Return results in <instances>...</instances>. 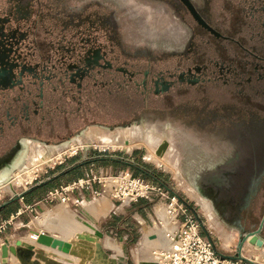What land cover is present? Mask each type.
Returning a JSON list of instances; mask_svg holds the SVG:
<instances>
[{
  "label": "rangeland",
  "instance_id": "obj_1",
  "mask_svg": "<svg viewBox=\"0 0 264 264\" xmlns=\"http://www.w3.org/2000/svg\"><path fill=\"white\" fill-rule=\"evenodd\" d=\"M133 1L164 9L161 14L173 19L181 29L180 38L175 41L171 35H166L164 27L159 28L156 35L148 36L138 28L130 11L120 0H59V3L69 15H74L72 10L81 12L89 4L92 12L106 19L102 31L107 43L122 48H159L157 56L167 57V63H175V56L187 54L192 56V63H207L217 73L216 62L227 64L232 58L240 60L244 57L238 49L234 51L227 40L221 43L209 40L207 43L208 36L196 26L188 13L178 8L177 1ZM194 1L202 6L200 0ZM205 1L208 6H204V11L205 14L209 11L206 17L213 27L224 35H234L259 57H264V27L260 22L251 18L237 22L234 18L238 12L233 10L235 3L232 0ZM176 10L180 11L182 19L175 18ZM75 15L78 16L77 13ZM262 61L252 55L250 67L253 68L255 62L263 64ZM259 72L260 69L251 71V74L247 72L251 81L246 84L245 93L239 92V89L243 90V85L234 89L215 74L199 90L170 103L168 108L160 109L165 111L164 115L105 118L103 123L86 125L73 134L49 135L54 139L50 143L31 139L22 141V156L7 174L0 177V204L86 158L106 154L128 163L95 162L84 165L76 175L59 178L26 198H19L0 212V226H5L0 231V253L5 242L15 243L17 239L35 241L31 233L38 235L37 231L41 228H46L49 234H53L54 230L69 234L65 230L68 229L66 221L85 228L66 207H72L69 202L72 196L79 202L75 207L80 209L85 220L91 221L103 232L102 243L106 244L107 237L112 238H108L106 246L108 254L115 256L117 264H155L158 254L168 244V234L178 225L172 220L173 215L182 212L185 206L180 208L182 203L175 196L147 173L130 164L135 163L159 176L196 209L218 249L224 253L235 254L239 239L260 227L254 238L245 240L241 252L247 258L264 262V78H257ZM113 101L110 99L102 106L109 111L118 110L120 104L123 105ZM133 128H138L140 133L136 138H130V142L128 139L105 142L114 134ZM145 129H151L160 136L171 133L170 141H162L167 147L169 144L172 147L159 156L156 146L146 145ZM89 131L98 136L93 134L90 138ZM184 132L194 135L199 141ZM31 142L38 146L37 152H33L32 146L35 145L31 146ZM8 152L9 149L0 150V157ZM152 154L159 156L161 161L153 159ZM126 172L143 178L152 186L148 198L127 204L122 197L121 200L114 197V190L108 188L107 180ZM101 198H104L108 209L103 216L93 209L94 202L100 205ZM57 203L59 206L54 208L56 215L51 221H45L38 228L32 227L31 224L44 209L53 208ZM161 210L165 211V222L159 218L158 211ZM61 211L64 215L60 214ZM185 212L191 213L188 208ZM177 219L181 221L182 217L178 215ZM27 220L29 225L24 224ZM14 257L7 258V262L3 263L0 256V264H18V259Z\"/></svg>",
  "mask_w": 264,
  "mask_h": 264
},
{
  "label": "flooded vegetation",
  "instance_id": "obj_2",
  "mask_svg": "<svg viewBox=\"0 0 264 264\" xmlns=\"http://www.w3.org/2000/svg\"><path fill=\"white\" fill-rule=\"evenodd\" d=\"M175 1L180 5L178 8L188 13L196 26L205 32L207 43L209 40L220 43L227 40L234 51L238 49L244 57L240 60L232 58L227 64L216 62L217 73L207 63H192V56L187 54L175 56V63H167V57L157 56L159 48H122L107 43L102 31L106 19L92 12L89 4L81 12L72 10L74 15H69L60 6L59 0H0V150L11 151L14 148L13 159L1 165V172L4 173L20 159L24 152L22 141L31 139L50 143L54 139L49 135L73 134L86 125L103 123L105 118L164 115L165 111L160 109L168 108L170 103L199 90L215 74L234 89L243 85L240 93L246 92L251 71L260 69L257 78H264V57H259L234 35H224L213 27L206 17L209 11L206 10V14L204 11L207 1L200 0L203 8L194 0ZM232 1L235 3L233 10L238 12L234 18L237 22L251 18L264 27V0ZM120 2L130 11L138 28L148 36L156 35L158 29L164 27L166 35H171L175 41L180 38L181 29L173 19L161 14L164 9L141 5L133 0ZM175 18L182 19L179 10H176ZM252 55L256 60L263 59V64L255 62L251 68ZM248 71L250 74L247 76ZM110 99L123 105L120 104L118 110L108 111L102 103ZM139 133L138 128H133L112 137L118 138L117 142L124 139L130 142V138H136ZM93 134L96 133L88 132L90 138ZM170 134L160 136L151 129H145V143L156 146L160 156L172 147L171 144L167 147L162 141H170ZM184 134L198 140L190 133ZM32 145L35 144L31 142ZM32 148L33 152H37V145ZM159 156L151 155L155 160L160 159ZM106 157L84 165L123 161ZM130 164L147 174L151 173L135 163ZM84 165L64 168L66 171L62 175L21 199L59 178L76 175ZM17 200L1 207L0 212Z\"/></svg>",
  "mask_w": 264,
  "mask_h": 264
},
{
  "label": "built area",
  "instance_id": "obj_3",
  "mask_svg": "<svg viewBox=\"0 0 264 264\" xmlns=\"http://www.w3.org/2000/svg\"><path fill=\"white\" fill-rule=\"evenodd\" d=\"M107 181L108 188L114 190V197L119 199L122 197L124 201L127 199V204L136 202L140 198H148L152 193V186L147 181L128 172ZM185 211L186 207L182 208V212L173 215L172 220L178 225L168 234V244L158 254L155 264H251L244 260L219 256L212 249L194 215ZM178 215L182 217L181 221H178ZM4 227L1 225L0 231Z\"/></svg>",
  "mask_w": 264,
  "mask_h": 264
},
{
  "label": "bare ground",
  "instance_id": "obj_4",
  "mask_svg": "<svg viewBox=\"0 0 264 264\" xmlns=\"http://www.w3.org/2000/svg\"><path fill=\"white\" fill-rule=\"evenodd\" d=\"M117 139L118 138H116V137H112L110 139H105V142H108L111 140L116 141ZM102 141H104V140H102ZM13 150H14V148L6 156L0 158V167H1V165H4L5 163H7L11 159H13V157L11 158ZM9 170H10V168L8 170L4 171V173L1 172V170H0V176H1V174L2 175L7 174L9 172ZM126 200H125V203H126ZM158 212H159L158 213L159 218L161 220H163L164 222L167 221L165 211L161 210ZM42 213L43 214H40V216L36 218V221L31 224L32 227L38 228L45 221H47V220L51 221L56 215V212H55L53 217L52 216L49 217L50 212L48 210H46L45 212H42ZM68 217H70V215ZM76 217L80 222H82L78 216H76ZM72 221H74V220H72ZM65 224L68 227V229L67 228L65 229L67 232H70V233L72 232V234L74 231L81 232L80 233L81 234V237H80L81 240H78L77 245H75V250H76L75 253L69 254L70 249L73 247L70 243V239L68 238L70 235H68V234H63V232H62L61 234L65 238L62 237V238L58 239V238L52 237L53 236L52 235V236H49L50 239L47 240L46 237L39 236L36 233L32 232L31 237L32 238L34 237V239L37 243L47 246V247H45V249H47V248H50V249L56 248V250L58 249L60 251L59 254H61L59 256H64L65 258H64V260H61V257L60 258H59V256L55 257L54 254L47 253L46 250H45V252H43L42 250L35 249V246L33 244H35L36 247H38V245L35 243V241L33 239H30L31 240L30 242L24 240L26 243H23L21 241V246L32 250L33 254H30L29 256H27L26 259H24L22 261L18 260V264H73L75 261L72 262V260L70 259V256H71V258L77 259V264H113L112 258H115V256L109 255L108 257L104 258L102 255H100L98 253L97 247H96L97 237L94 236L93 230L91 228H89L88 226L83 224V222H82V224L86 226L85 228H83V227L81 228L80 226H79L80 227L79 228V227L73 225V223H71V221H69V222L66 221ZM76 233L77 232H74L73 235H75ZM80 234H77L78 236H76V237L78 238ZM85 237H86V239H88L90 241H88V242L82 241V240H85ZM251 238H254V237H251ZM75 240H77V239H75ZM108 240L109 239H107V242H108ZM71 241H74V239L72 238ZM105 242H106V240H105ZM107 242H106V244H108ZM116 247H117V245H116ZM56 250L54 251L55 253H56ZM68 256H69V258H67ZM95 259L98 261V262L96 261L97 263L93 262V260H95ZM255 261H257V260H255ZM260 261H257V262H260ZM260 263H264V262H260Z\"/></svg>",
  "mask_w": 264,
  "mask_h": 264
},
{
  "label": "water",
  "instance_id": "obj_5",
  "mask_svg": "<svg viewBox=\"0 0 264 264\" xmlns=\"http://www.w3.org/2000/svg\"><path fill=\"white\" fill-rule=\"evenodd\" d=\"M199 21L201 22V20L199 19ZM202 24H204L205 26H207L208 28H210L207 24L201 22ZM106 156H102V155H97L94 157H90L87 159L82 160L81 162H77L75 164L70 165L67 169L70 168H74L80 165H84L88 162H94V161H98V160H103ZM108 157V156H107ZM106 157V158H107ZM109 158H113L112 156H109ZM121 160V159H119ZM123 163H128L127 161H121ZM66 171V169L59 171L58 173H56L55 175L42 180L40 182L35 183L34 185L24 189L22 192H20L18 195H15L14 197L10 198L9 200L3 202L2 204H0V209L1 207H3L4 205H6L7 203H10L12 201H14L15 199H19L22 198L25 194L29 193L30 191L44 185L45 183H47L48 181L58 177L59 175H62L64 172ZM149 176H151L154 180H156L158 183H160L163 188L170 192L173 196H175L186 208H188L190 210V212L194 215V217L197 219V221L199 222L204 235L206 236L208 242L210 243L212 249L222 258H228V259H239V260H244L246 262H249L251 264H262L260 262H257L253 259L247 258L245 256H243L241 250H242V246L243 243L245 242V240L248 237H254L256 234L259 233L260 231V227L247 232L244 236H242L238 243H237V248H236V253L235 254H227L224 253L223 251L219 250L217 245L215 244V241L213 240V238L211 237L209 231L207 230L206 226L204 225L202 219L199 217L196 209L187 201L185 200L181 195H179L177 192H175L170 186H168L162 179H160L159 177H157L156 175L152 174V173H148ZM79 217V216H78ZM262 218L264 219V213ZM79 219L83 222V224H85L86 226H88L89 228H91L93 230V234L94 236L97 237V242H96V247H97V251L100 255H102L104 258L108 257L109 254L107 252H105V250L102 248V244L100 243V239L103 237V232L100 231L99 229H97L93 224H91L90 222L84 220L83 218L79 217ZM46 237V239H50L49 236H44ZM9 254H12L13 256H15L18 260L22 261L24 259L27 258V256H29L30 254H33V251L22 247L21 246V241L17 240L15 241L14 244H2L1 245V261L3 263L7 262V258L9 256ZM113 264H117L116 258H112Z\"/></svg>",
  "mask_w": 264,
  "mask_h": 264
},
{
  "label": "crops",
  "instance_id": "obj_6",
  "mask_svg": "<svg viewBox=\"0 0 264 264\" xmlns=\"http://www.w3.org/2000/svg\"><path fill=\"white\" fill-rule=\"evenodd\" d=\"M69 202L72 204V207H68V205H67V202H66V207L69 209V211H70V213H72L73 215H74V217H76V216H79V217H81V218H83L84 220H85V217L80 213V209L78 208V207H75V206H77V205H79V202L78 201H75L73 198H72V196L71 197H69ZM60 203V202H59ZM59 203H57L53 208H46V210H48L49 212H50V216L49 217H53V215L55 214V210L56 209H54ZM61 204V203H60ZM94 204H95V206H94V210H95V212H99V213H101L102 214V216L103 215H106V213H107V211H108V209H107V204L105 203V200H104V198H101V202H100V205H97L95 202H94ZM59 206V205H58ZM53 209V210H52ZM45 209H44V211L43 212H45L46 211ZM41 214H43L42 212H41ZM61 214L62 215H64L63 214V212H61ZM140 220L143 222V220H142V218H140ZM86 221H88V222H90L91 223V221H89V220H87L86 219ZM29 222L30 221H26L24 224L25 225H29ZM91 224H93V223H91ZM95 227H97L95 224H93ZM53 231V230H52ZM110 231H111V229H110ZM74 232H77L75 235H73L74 234ZM73 232V234H72V232L71 233H69L68 235H70L68 238L70 239V243H71V245H72V247L73 248H71L70 249V251H69V254H72V253H75L76 252V250H75V245H77V241L78 240H81L80 239V237H81V232H78V231H74ZM37 233H38V235L39 236H52V237H55V238H58V239H60V238H65L64 236H62V234H61V232L60 231H58V230H54V233L53 234H49V231L46 229V228H41L40 230H38L37 231ZM105 233H106V231H105ZM104 233V234H105ZM77 234H80L79 235V237L77 238L76 236H78ZM31 235H32V233H31ZM75 238H74V237ZM67 238V237H66ZM72 238L74 239V241H71L72 240ZM112 239V238H110V237H107L105 240L107 241V239ZM75 239H77V240H75ZM102 239V238H101ZM100 239V243L102 244V248L105 250V252H107L108 253V251H107V246L105 245V243L103 242L102 243V240ZM17 240H20V239H17ZM16 240V241H17ZM20 241H22V240H20ZM82 241H84V242H88V241H90V240H88V239H86V237H85V240H82ZM23 243H26L24 240L22 241ZM35 243L38 245V247H36V245L35 244H33L34 246H35V249H39V250H42L43 252H45V250L47 251V253H52V254H54L55 255V257H58L59 255H61V254H59V250L57 251L56 250V248L55 249H50V248H47V249H45V247H47V246H45V245H43V244H39V243H37L36 241H35ZM3 244H14V243H11V242H5V243H3ZM43 247V248H42ZM51 250V251H50ZM56 250V253L54 252ZM117 251V250H116ZM58 252V253H57ZM117 253H119V251H117ZM91 254V253H90ZM0 256H1V253H0ZM111 256H114V255H111ZM9 257L10 258H12V257H14L12 254H9V256H8V259H9ZM61 257V260H64V256H59V258ZM67 258H69V256L67 257ZM70 259L72 260V262H74L73 264H76V262H77V259H75V258H71V256H70ZM75 259V260H74Z\"/></svg>",
  "mask_w": 264,
  "mask_h": 264
}]
</instances>
